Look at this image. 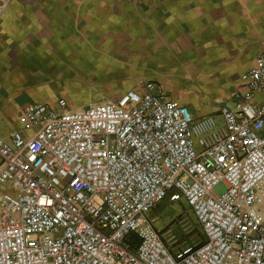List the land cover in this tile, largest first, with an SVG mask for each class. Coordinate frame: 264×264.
<instances>
[{
    "label": "built area",
    "instance_id": "1",
    "mask_svg": "<svg viewBox=\"0 0 264 264\" xmlns=\"http://www.w3.org/2000/svg\"><path fill=\"white\" fill-rule=\"evenodd\" d=\"M143 85L23 106L0 137V264H264V37L215 114ZM165 199L191 208L200 243L166 244L151 214Z\"/></svg>",
    "mask_w": 264,
    "mask_h": 264
},
{
    "label": "crops",
    "instance_id": "2",
    "mask_svg": "<svg viewBox=\"0 0 264 264\" xmlns=\"http://www.w3.org/2000/svg\"><path fill=\"white\" fill-rule=\"evenodd\" d=\"M0 137L27 103L77 109L146 81L194 115L234 105L264 37V0H4ZM97 81V82H93ZM107 81H129L127 86Z\"/></svg>",
    "mask_w": 264,
    "mask_h": 264
},
{
    "label": "rangeland",
    "instance_id": "3",
    "mask_svg": "<svg viewBox=\"0 0 264 264\" xmlns=\"http://www.w3.org/2000/svg\"><path fill=\"white\" fill-rule=\"evenodd\" d=\"M107 83L113 87L116 85L127 86L129 81H107ZM102 98L105 101H114L117 96L110 95ZM215 190L217 193H222L225 186L220 184ZM151 214L156 219L155 226L161 230L162 237L170 248L196 245L201 242V228L193 211L185 201L171 202L169 199H165Z\"/></svg>",
    "mask_w": 264,
    "mask_h": 264
},
{
    "label": "snow or ice",
    "instance_id": "4",
    "mask_svg": "<svg viewBox=\"0 0 264 264\" xmlns=\"http://www.w3.org/2000/svg\"><path fill=\"white\" fill-rule=\"evenodd\" d=\"M33 160H35L36 158L35 157H32ZM41 203H43V201H41ZM49 203H51V201H49Z\"/></svg>",
    "mask_w": 264,
    "mask_h": 264
}]
</instances>
